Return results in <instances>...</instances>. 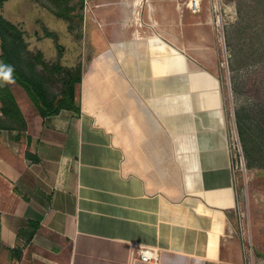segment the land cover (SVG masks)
Wrapping results in <instances>:
<instances>
[{
  "label": "crops",
  "instance_id": "obj_1",
  "mask_svg": "<svg viewBox=\"0 0 264 264\" xmlns=\"http://www.w3.org/2000/svg\"><path fill=\"white\" fill-rule=\"evenodd\" d=\"M85 1L80 112L43 116L0 40V264H246L202 8ZM0 15L40 18L32 0Z\"/></svg>",
  "mask_w": 264,
  "mask_h": 264
},
{
  "label": "rangeland",
  "instance_id": "obj_2",
  "mask_svg": "<svg viewBox=\"0 0 264 264\" xmlns=\"http://www.w3.org/2000/svg\"><path fill=\"white\" fill-rule=\"evenodd\" d=\"M183 1H189L190 9L198 13L202 8L207 61L217 66L218 72L213 74L218 79L225 137L235 168L239 198L236 227L244 241L245 261L264 264V0ZM32 2L40 18L17 25L24 45L21 63L26 66L31 60L37 72H46L49 90L60 97L70 69L81 64L85 73L90 58L86 52V1ZM74 5L84 14L78 29L65 14ZM191 46L196 44L191 42ZM17 69L19 63L14 61L12 71ZM78 93L79 86V98Z\"/></svg>",
  "mask_w": 264,
  "mask_h": 264
},
{
  "label": "trees",
  "instance_id": "obj_3",
  "mask_svg": "<svg viewBox=\"0 0 264 264\" xmlns=\"http://www.w3.org/2000/svg\"><path fill=\"white\" fill-rule=\"evenodd\" d=\"M5 0H0L2 5ZM57 2H68V0H56ZM83 7V3L80 5ZM77 6L69 7L68 11L76 9ZM75 28H79L83 21V16L75 17L72 19ZM20 29L13 22L7 20L4 16L0 15V40L3 51V56L7 65L13 68V63H19L17 69L21 78V83L27 89L39 111L43 116L59 113L62 109H75L80 112V99L76 97V89L80 86L83 79V68L78 64L74 69H70V77L62 84V96L52 94L49 90L47 82L49 75L46 72H37L36 64L27 60L26 66L21 63L23 61V39ZM11 53V56H10ZM36 58H34L35 60ZM59 70L60 66H56ZM53 70L55 68L53 67Z\"/></svg>",
  "mask_w": 264,
  "mask_h": 264
},
{
  "label": "built area",
  "instance_id": "obj_4",
  "mask_svg": "<svg viewBox=\"0 0 264 264\" xmlns=\"http://www.w3.org/2000/svg\"><path fill=\"white\" fill-rule=\"evenodd\" d=\"M133 257L140 258L144 261H150L156 259V254L155 251H153L152 249L140 247L133 250Z\"/></svg>",
  "mask_w": 264,
  "mask_h": 264
},
{
  "label": "bare ground",
  "instance_id": "obj_5",
  "mask_svg": "<svg viewBox=\"0 0 264 264\" xmlns=\"http://www.w3.org/2000/svg\"><path fill=\"white\" fill-rule=\"evenodd\" d=\"M197 1V0H196ZM86 82V81H85ZM85 88V87H84Z\"/></svg>",
  "mask_w": 264,
  "mask_h": 264
}]
</instances>
